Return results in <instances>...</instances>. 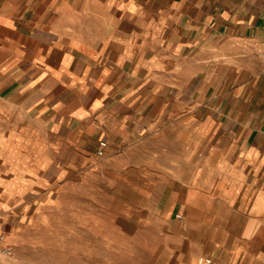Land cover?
Masks as SVG:
<instances>
[{
  "label": "crops",
  "instance_id": "0c3cea01",
  "mask_svg": "<svg viewBox=\"0 0 264 264\" xmlns=\"http://www.w3.org/2000/svg\"><path fill=\"white\" fill-rule=\"evenodd\" d=\"M263 43L264 0H0V229L176 123L194 182L146 204L179 227L182 264H264Z\"/></svg>",
  "mask_w": 264,
  "mask_h": 264
},
{
  "label": "rangeland",
  "instance_id": "374dc122",
  "mask_svg": "<svg viewBox=\"0 0 264 264\" xmlns=\"http://www.w3.org/2000/svg\"><path fill=\"white\" fill-rule=\"evenodd\" d=\"M176 125L169 123L66 179L53 202L39 207L14 232L3 226L0 230L13 254L0 258V264H182L188 260L179 227L169 226L161 209L151 210L146 204L153 188L161 190L168 183L177 188L181 178L194 182L200 157L185 139L194 132ZM173 217L183 220L176 210Z\"/></svg>",
  "mask_w": 264,
  "mask_h": 264
},
{
  "label": "built area",
  "instance_id": "2783aa9c",
  "mask_svg": "<svg viewBox=\"0 0 264 264\" xmlns=\"http://www.w3.org/2000/svg\"><path fill=\"white\" fill-rule=\"evenodd\" d=\"M260 55L264 61V43L260 49ZM106 141H101L100 148L97 151V154L100 156L104 155V149L106 147ZM13 254V246L6 241V234L0 230V258L9 257ZM205 262H209V258L204 259Z\"/></svg>",
  "mask_w": 264,
  "mask_h": 264
}]
</instances>
